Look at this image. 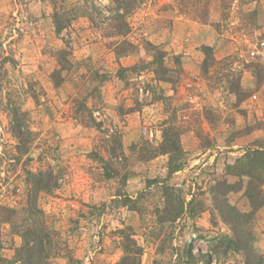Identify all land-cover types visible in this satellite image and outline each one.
Segmentation results:
<instances>
[{"label": "rangeland", "instance_id": "obj_1", "mask_svg": "<svg viewBox=\"0 0 264 264\" xmlns=\"http://www.w3.org/2000/svg\"><path fill=\"white\" fill-rule=\"evenodd\" d=\"M115 13L0 0V264H18L28 174L47 170L60 179L37 200L49 264H118L128 238L141 264H246L217 190L264 148V0H142L125 36ZM245 188L225 199L247 215ZM251 222L264 259V208Z\"/></svg>", "mask_w": 264, "mask_h": 264}, {"label": "trees", "instance_id": "obj_2", "mask_svg": "<svg viewBox=\"0 0 264 264\" xmlns=\"http://www.w3.org/2000/svg\"><path fill=\"white\" fill-rule=\"evenodd\" d=\"M114 3V11L116 12V20L120 22L115 28L123 36L129 33L128 24L125 19L135 9L138 8L142 0H112ZM58 16H55V25L57 32L63 30L64 24L61 23ZM61 23V24H60ZM210 50L207 48L206 51ZM12 133L19 143V148L23 143L26 133L23 132L21 125L12 127ZM171 137V136H169ZM168 137V138H169ZM170 150L173 149L172 143L168 144ZM245 160H249L246 168L235 172L239 182L234 185H228L225 181L219 183L218 194L221 200L217 202L216 209L219 211L221 218L229 226H231L233 236L227 238L229 245L239 253L245 255L246 264H264V259L261 255L257 254L253 249L254 232L253 221L251 219L255 216L256 212L264 208V148H256L253 152L249 150ZM176 169V170H175ZM172 171H177L174 168ZM245 179V180H244ZM59 176L53 170H47L40 173L28 174V216L32 217L33 222L19 232L22 239V247L16 251L15 260L18 264H49L53 257L58 256L55 251L56 243L52 233L46 228L43 221V212L37 207V200L42 193H51L59 187ZM245 188V196L248 199L252 211L245 215L228 203L225 195L230 189H239L241 186ZM176 218L183 214V203L174 208ZM249 225L245 230V225ZM56 233V232H55ZM54 234V233H53ZM143 248L137 244L135 240L127 239V244L124 248V256L118 264H141V257ZM182 258H185L182 261ZM181 264H189V256L178 255ZM209 264V263H207Z\"/></svg>", "mask_w": 264, "mask_h": 264}, {"label": "built area", "instance_id": "obj_3", "mask_svg": "<svg viewBox=\"0 0 264 264\" xmlns=\"http://www.w3.org/2000/svg\"><path fill=\"white\" fill-rule=\"evenodd\" d=\"M262 50H263V52H264V44H263V49H262ZM260 52H261V51H258V52L253 51V52H252V56H259Z\"/></svg>", "mask_w": 264, "mask_h": 264}]
</instances>
